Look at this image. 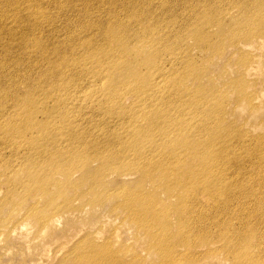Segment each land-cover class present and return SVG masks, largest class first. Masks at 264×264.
<instances>
[{
    "label": "bare ground",
    "instance_id": "obj_1",
    "mask_svg": "<svg viewBox=\"0 0 264 264\" xmlns=\"http://www.w3.org/2000/svg\"><path fill=\"white\" fill-rule=\"evenodd\" d=\"M21 1L30 5V11L20 13ZM43 1L6 0L3 5L12 9V13L6 12L4 15L0 11V16H3V20H0V104H3L0 108V130L18 133L11 138L22 135L30 126L37 129L44 126L43 122L33 119L36 111L41 113L43 121H58L60 116L61 119L66 116L61 110L59 117L53 118V111L61 105L60 99L53 96L55 104L48 107L46 103L50 95L32 86L39 87L42 84L54 90L59 83V90H63L58 93V97L64 94L67 99L79 96L76 93L78 83L66 86L69 82L67 77L71 76L70 65L61 71L49 69L53 63L58 68L57 61L62 59L65 52L55 51V47L52 54L58 55V58L51 60L48 54L54 45L49 47L39 44V29L48 30L50 26H54L52 22L56 18H61L55 11L54 14L51 13L50 7L40 5ZM45 1L50 3V0ZM66 1H61L63 8L65 3H69ZM246 2L71 0L66 9L75 12L81 6L90 11L138 10L145 13L147 20L155 13L161 15L159 21L164 24V29L157 20L138 29L111 25L108 29L99 27L95 30L92 24H84L80 27L88 38L81 44V53L75 52L76 45L80 43L75 45L71 41L69 44H62L68 55L66 61L79 59L85 66L73 70V82L78 81L77 74L84 72L93 76L98 73L95 78L87 77L89 81L86 85H120L110 97L119 100L120 104L125 97L131 98L129 105L115 109L119 113L106 110L125 121L121 130L128 128V131H125V135L121 134L123 131H116L103 136L92 135L89 133L90 129L85 128L81 131L68 129L65 134V125L60 124L51 131L54 132L51 139L45 142L32 138L21 140L17 144L10 143L11 138H4L0 142L15 146V151L19 148L25 151L28 148L37 149L34 157L37 156L38 159H34L38 169L29 179L40 192L51 193L50 189L54 187V198L68 199L66 191L72 189L80 196L89 194L93 206L112 200L110 211L121 208L124 212L121 217L130 218L148 237L147 246L155 257L151 264H202L205 260L210 263L215 251L212 248L220 240L216 236L207 235L210 225L214 230H226L225 235L223 234L227 241L225 244L231 239L238 242L239 248L244 251L233 253V259L237 264H245L243 257L252 255L249 250L251 244L264 245L261 241L263 237L257 232L258 224L264 222V189L239 187L251 180V175L247 176L249 167L244 166L249 156L259 158L262 161L259 165L264 164V136H247L245 131H237L235 126L230 125L231 122L223 127V109L229 114L226 107L229 101L225 97L231 90L234 94L231 103L253 104L243 81L244 75L254 68L247 53L253 45L245 38L256 35V38L263 39L257 38L258 43H264V0H255L259 10L257 16L262 18L257 22L253 19L251 23H247L248 27L237 32L236 37L228 36L232 34L230 28L234 25L227 27L226 31L211 33L214 26L219 28L224 22L222 19L216 22L207 13L214 9L222 12L233 4H237L239 9H245ZM55 3L58 5V0H53L49 5ZM192 11L196 16L191 15ZM92 21L93 19L90 22ZM68 27L66 24L64 28ZM95 32L108 43L115 41L121 47L128 42L130 52L121 50V57H111L108 64L105 63L106 51L98 49V64L90 66L87 61L92 54L89 50L92 40L89 39ZM137 44H142L147 50L141 51ZM193 46L201 51V59L206 63H209L211 56H220L224 50L241 52L233 63L237 77L230 79L225 76L228 66L224 63L215 75V80L204 64L200 63L202 67H199L197 61L191 59L193 57L190 51ZM46 59L49 61L45 62ZM168 61L178 62L180 65L175 66L172 71L164 66ZM180 66L184 69L183 74L170 79L171 71L178 72ZM65 71L67 75L62 78ZM57 75H61L60 78L53 80L52 77ZM20 83L24 86L23 90L20 89ZM128 84L131 87L127 88ZM220 86L225 87V90ZM102 94V89L90 90L84 95L83 101ZM32 97L39 100L32 102ZM6 98L13 102L11 110L5 105ZM24 98L28 102H24ZM110 100L109 98L108 101ZM126 108L128 111H125ZM153 110H160V114L146 119L147 114ZM19 119L23 120L18 121ZM242 136L248 138L241 139ZM231 150L235 152L234 155L230 153ZM46 151L50 153L48 158L42 155ZM48 159L54 163L52 167L45 165ZM256 163L251 165L252 169ZM228 168L232 170H226ZM55 175L62 178L56 179ZM236 188L243 194L241 197L253 198L234 199ZM161 201L167 203L162 204ZM30 207L35 208V205L31 204ZM50 208L60 207L50 203ZM216 212L217 216H212ZM55 214L56 212L44 220V226L55 224L58 219ZM237 215L241 216L239 225L231 221V217ZM35 216L38 221L44 219L42 212H37ZM255 216L260 219L251 223ZM96 235L99 237L97 232ZM97 240L93 236L91 239L84 237L78 241L73 250L78 246L79 248L67 257L66 263L128 264L118 250L112 249L108 241L97 243ZM194 247L198 248L196 255L191 252ZM130 259L131 264H145L143 258L135 255Z\"/></svg>",
    "mask_w": 264,
    "mask_h": 264
},
{
    "label": "rangeland",
    "instance_id": "obj_2",
    "mask_svg": "<svg viewBox=\"0 0 264 264\" xmlns=\"http://www.w3.org/2000/svg\"><path fill=\"white\" fill-rule=\"evenodd\" d=\"M5 1L6 0H0V11L4 15L6 12L12 13V9L3 5ZM52 1L53 0H50V3H47L44 0L40 5L43 7H50L51 13L53 12L54 14L55 11L62 19L56 18V21L52 22L54 26H50V29L48 30L39 29L37 33L41 38L39 44L46 46L49 45V47L54 45L50 54H48L51 60L58 58V55L52 54L53 52L59 50H63L65 52L62 59L57 61L58 68H56L55 63H53L49 66V69H59L61 71L64 67L70 65L71 76L67 77L69 82L66 86L68 84L78 83L76 93L79 94V96L67 99L66 94H64L58 97V93L63 90H59V83L56 85V89L54 90L50 86L42 84H39V87L32 86L36 89L42 90L43 92L46 91V93L50 95V98L47 99L46 103L48 107L55 104L53 103V96L60 99L61 105L53 111V118L59 117V111L61 110L65 112L66 116L62 119V116H60L58 121H43L41 113L36 111V113L33 114V119L38 122H43L44 126L42 128L37 129L30 126L25 129L22 135L13 136L12 138L11 136L13 134L18 133H9L0 130V140H5L4 138H11L9 142H15V144H17L21 140L32 138L45 142L51 139L54 133L51 131L56 129L60 124L65 125V134L68 129L81 131L82 129L87 128V130L90 129L89 133L92 135L109 136L116 131H123L121 134L125 135V131H128V128L121 130L125 121L119 119V117L114 113H107L106 110L116 111L119 113V111L115 109H118L121 106L126 107V105H129V103H131V98L125 97L120 104L119 100L115 98L112 99V97H110L112 92L117 90L120 85L107 86L97 83L96 87H89L86 85V82L89 81L87 77L95 78L98 73L93 76L84 72L82 74H77L78 81L73 82V70L81 66L82 68H85V66L79 59L66 61L68 55L66 54V48L63 47L62 44H69L71 41H74L75 45L80 43L76 45L75 52L77 54L81 53V44L86 41V38H88L82 32V28L80 27L84 24H92V28L95 30L99 29V27L108 29L111 25H123L129 26L133 29H138L145 25L149 26L154 23V20H157L164 29V24L160 22L161 15L153 12L155 15L150 16L151 19L147 20L148 17H146L145 13L138 10L92 9L90 11L84 9L80 5L77 12H75L66 9V6L69 5L71 0H58V5L56 3L55 5H49ZM61 1L69 3H65V8H63ZM246 1L247 7L245 9H239L237 4H233V6L224 8L222 12H219L218 9L208 12L207 15L212 16L216 22L218 19H222L221 21L224 22V25H219V28L214 26L213 30L211 29V33L216 31V33L226 31L227 27L234 25V27L230 28L232 29V34H229L228 36L236 37L238 36L237 32L243 31L244 27H248L247 23H251L253 19L256 22L259 21L262 17L257 16L259 10L256 8L255 0ZM3 7L6 9H3ZM20 7V13L28 12L31 8L25 1H21ZM191 15L196 16V13L192 11ZM92 19L93 21L90 22ZM0 20H3V16H0ZM107 23L111 24L106 25ZM66 24L69 26L68 28H64ZM258 27H261V25L258 24ZM1 35L2 33L0 29V36ZM257 38L256 35L245 38L250 41L251 45H253L247 50V53L250 56V63L253 64L254 68L250 69L247 75H244L243 81L245 83V90L250 95L253 104L250 106L244 102L235 101L231 103L232 97L234 96V94L231 93V90L225 97L228 98L229 101L226 106L229 110V114H226L223 109V127H226L228 123L231 122L230 125L232 124L235 126L237 131H245L247 136H264V43H258ZM260 39L263 40L262 38ZM89 40H92V47L89 49L92 54L89 55V59L87 61V64L90 63V66L98 64V49H104L106 51L105 63L108 64L111 57H114L115 59L121 57V50H124L127 53L130 52V45L128 42L125 41L126 44L124 47L116 45L115 41L108 43L104 38L102 39V36H99L97 32L92 34ZM137 47L140 48L141 51L147 50V48H145L142 44H137ZM54 48L55 51H53ZM240 53L241 52L236 51L232 52V50H224L220 56H211L209 63H206L201 59V57H203L201 51L196 49L194 46L190 51V55L193 57L191 59L195 62L197 61L196 64L199 67H202L200 63L204 64L205 67L211 71L215 80H217L215 75L218 74L221 65L224 63L228 66L225 76L230 79L237 77V72L233 69V63ZM1 54L2 52H0V55ZM130 55L133 56V54ZM232 55L233 57H231ZM182 57L184 59L186 58L184 56ZM47 61L49 60L46 59L45 62ZM179 65L180 64L178 62L174 63L173 61H168L164 66L165 68L174 71V67ZM16 68L17 67L14 65V69ZM183 70V67L180 66L178 72L171 71L170 79H172L175 75H182ZM66 75L67 71H65L62 78ZM60 76L61 75H57L52 78L53 80H58ZM159 81L160 79L158 82ZM129 85L130 84L126 85V87H131ZM19 86L21 90L24 89L22 83H20ZM221 88L224 89L225 87ZM99 89H102L103 96L97 95L96 97H92L93 99L91 100L83 101L84 95H86L88 91ZM109 98L111 99L110 101H108ZM24 100V102H28L25 98ZM30 100L33 102L38 101L39 99L32 97ZM2 105L3 104H0V108ZM5 105L9 108V110H11L13 102L6 98ZM125 111H128V109L126 108ZM158 114H160V110H153L147 114L146 119L156 117ZM20 120L23 119H19L18 121ZM247 136H242L241 139H247ZM39 137H43V139H38ZM10 145L11 144L9 143L2 144V142H0V264H67V257L79 248L78 246L73 250L74 245L84 237L91 239L93 236H95L96 239L98 238L97 243L108 241L111 244L112 249L118 250L128 264H131L132 262V259H130L132 255H135L138 258H143L145 264H151V260L155 257L153 256L151 248L147 246L148 237L130 218L123 219V217H121V215H124L121 208L116 209L114 212L110 211V206L113 203L112 200L106 201L104 204L93 206L91 196H89V194H83L80 196L81 194L74 192L72 189H68L66 191L65 196L68 199H63L62 197L54 198V187H51V193L40 192L38 187L35 186L29 179V177L32 176L38 169L36 167L37 162L35 161L38 157H34V153L37 154L38 152L37 149L35 148L34 150L32 148H28L27 151H25V149L19 148L15 151V146L11 147ZM230 153L233 155L235 154L233 150H231ZM42 155L45 158H48L50 153L49 151H46L43 152ZM260 162L262 161L257 157L249 156L247 158L244 166L249 167L247 176L251 175L249 176L251 180L246 183H242L239 187L240 189H248L246 188L247 186H252L253 189H264V164L259 165ZM255 163L256 165L252 169L251 165H254ZM53 164L54 163L49 161V159L45 161V165L48 167H52ZM226 170L232 169L228 168ZM55 178L60 180L62 177L60 175H55ZM39 194L40 196H38ZM242 195L241 191L236 188L234 192V199L253 198L252 196L243 198L241 197ZM161 202L162 204L167 203V201ZM234 202L236 203L237 201ZM50 203L58 205L60 208L51 209ZM252 203H254L253 200ZM31 204L35 205V208L30 207ZM37 212L43 213L44 219L42 221H38L36 218L35 215ZM55 212L56 218H58L55 224L51 226H44V220ZM217 214L218 213L216 212V214H212V216L215 217ZM240 218V215L232 216L231 221H233L236 225H239ZM259 219V216H255L252 217L250 222L256 223ZM96 232L99 237H97ZM257 232L261 235V237H263L261 241L264 242V222L258 224ZM225 233L226 230H219L218 228L214 230L213 226L210 225V230L207 235L216 236L220 240L214 246L215 248H212L215 250L214 255L210 251V254L213 255V259L210 263L205 260L202 264H237L233 259V253L239 254L244 250L239 248L238 242H236L235 239L228 240V244H225L227 243L224 239ZM256 239L259 241V238ZM233 244L236 245L233 246ZM254 244L255 243H252L249 247L252 255L243 257L245 264H264V245L255 246ZM193 249L191 250L193 254H195L196 251L198 252V248L194 247ZM253 253L256 255H253ZM154 261H156V259ZM155 264L162 263L155 262Z\"/></svg>",
    "mask_w": 264,
    "mask_h": 264
}]
</instances>
